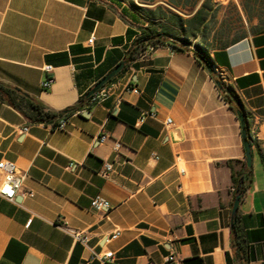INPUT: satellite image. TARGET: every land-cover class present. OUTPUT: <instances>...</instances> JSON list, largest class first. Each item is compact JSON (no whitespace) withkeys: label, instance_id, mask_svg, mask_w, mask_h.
<instances>
[{"label":"crops","instance_id":"0c3cea01","mask_svg":"<svg viewBox=\"0 0 264 264\" xmlns=\"http://www.w3.org/2000/svg\"><path fill=\"white\" fill-rule=\"evenodd\" d=\"M132 1L167 0H0V83L48 110L92 100L124 64L104 85L110 95L90 100L63 131L0 101V161L26 174L14 202L0 197V264H101L109 252L106 264H162L169 253L174 264H264V27L208 51L211 72L241 103L251 144L252 179L234 215L232 174L246 164L238 116L193 46L124 63L146 26ZM45 66L53 82L43 89ZM95 197L107 207H92Z\"/></svg>","mask_w":264,"mask_h":264},{"label":"trees","instance_id":"16d2710c","mask_svg":"<svg viewBox=\"0 0 264 264\" xmlns=\"http://www.w3.org/2000/svg\"><path fill=\"white\" fill-rule=\"evenodd\" d=\"M155 1L149 0L148 2L152 4ZM258 1L261 0H241L242 10L247 16L252 14L255 8L253 4L255 5ZM167 4L171 8L162 5H155L149 8L132 3L134 12L146 23V26L139 28V34L132 41L124 63L128 64L139 58L147 46L150 45L155 48L168 45L176 51H189V46H193L192 54L196 62L202 67L206 68L208 66L211 68V61L208 56L209 48L207 47L209 23L216 18L219 4L215 0H167ZM258 17L260 22L251 28L252 33L264 27V10L260 11ZM216 35L213 42L216 49L233 45L246 37V33L243 32L229 36V38L227 36V39L223 41V31L218 32ZM192 40H198L199 43L192 44ZM210 73L224 101L236 114L240 112L246 122L245 112L237 96L232 92L231 88L226 87L212 72ZM90 100L83 97L78 104L70 108L61 112H52L29 95L16 88L0 83V101L17 110L30 124L51 125L54 128L60 119L69 118L85 109ZM231 168L233 167L231 166ZM251 179L252 167L249 168L243 163L242 172L232 174L235 198H241L244 195ZM233 233L234 246L239 249V243L236 241L237 233L235 227Z\"/></svg>","mask_w":264,"mask_h":264},{"label":"built area","instance_id":"2783aa9c","mask_svg":"<svg viewBox=\"0 0 264 264\" xmlns=\"http://www.w3.org/2000/svg\"><path fill=\"white\" fill-rule=\"evenodd\" d=\"M93 38L90 39L89 43H92ZM155 51L154 46H147V48L144 51L145 55H149ZM44 72L46 73V78L42 82V88L46 89L48 88L51 83L53 82V77L50 75L53 72V68L51 66H45ZM229 83H227L225 86L230 88ZM111 88L109 87H103L100 90L97 91V93L93 96L91 103H98L107 98L110 95ZM131 92L134 94H139L138 89L133 88L131 89ZM68 123V118L64 121L63 124L57 125V127L52 128L54 131H63ZM171 121L168 119L166 121V124L169 125ZM27 128H24V131H26ZM108 139V134H104L100 137V142H104ZM122 144L119 141H115L112 146L113 152L118 156L121 152ZM115 164L117 165V161L114 162H104L102 165L101 170L99 171V174L107 178L115 168ZM0 176H1V182H0V197L9 201L14 202L15 199L19 196V194L22 192L23 182L26 178V174L22 171H20L16 164L11 161H0ZM25 194L28 197H33L32 192H25ZM107 203L102 200L99 197H95L92 202L91 206L94 208H106ZM30 220L27 222V226L30 224ZM117 235L112 236V238H116ZM73 237L76 239V241L81 242L83 244L87 243L88 235L81 234V233H73ZM97 257V256H95ZM101 264H106L107 259L112 258V253H106L103 257H98ZM176 262V256L174 253H169L166 257H164L162 264H174Z\"/></svg>","mask_w":264,"mask_h":264},{"label":"rangeland","instance_id":"374dc122","mask_svg":"<svg viewBox=\"0 0 264 264\" xmlns=\"http://www.w3.org/2000/svg\"><path fill=\"white\" fill-rule=\"evenodd\" d=\"M215 2L219 4V10L217 12L216 18L211 23H209L207 47L210 50L216 48L213 45V42L218 32L221 31L224 32V35L222 36L223 41L227 39V36L229 38V36H233L234 34H239L244 32L246 33V35H248L252 33L251 28L259 24L260 19L258 16L260 14V11L264 10V1L262 0L258 1V3H256L255 5L253 4L255 8L252 14L249 16H247L242 10L241 0H215ZM157 5L170 7L167 4V1H161ZM196 43H198V40H192V44H196Z\"/></svg>","mask_w":264,"mask_h":264},{"label":"water","instance_id":"95a60500","mask_svg":"<svg viewBox=\"0 0 264 264\" xmlns=\"http://www.w3.org/2000/svg\"><path fill=\"white\" fill-rule=\"evenodd\" d=\"M124 67V64L118 65L112 72H110L105 78H103L100 82H98L94 88L87 94V97H91L97 93L98 90L104 87V85L109 82L113 77H115ZM206 69L211 72L210 67H206ZM238 119L241 124V129H242V138H243V145H244V150H245V157H246V165L250 168L252 166V154H251V146L248 141V136H247V126L246 122L244 120V116L238 112L237 113ZM240 197H236L234 204H233V209L232 213L235 215L238 204H239Z\"/></svg>","mask_w":264,"mask_h":264},{"label":"bare ground","instance_id":"6f19581e","mask_svg":"<svg viewBox=\"0 0 264 264\" xmlns=\"http://www.w3.org/2000/svg\"><path fill=\"white\" fill-rule=\"evenodd\" d=\"M65 120H66L65 118L60 119L57 125H59V124H63ZM57 125H56L55 127H57ZM55 127H54V128H55Z\"/></svg>","mask_w":264,"mask_h":264}]
</instances>
